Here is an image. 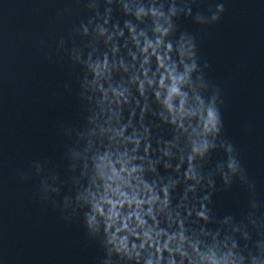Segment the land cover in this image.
Returning <instances> with one entry per match:
<instances>
[{
	"label": "water",
	"instance_id": "obj_1",
	"mask_svg": "<svg viewBox=\"0 0 264 264\" xmlns=\"http://www.w3.org/2000/svg\"><path fill=\"white\" fill-rule=\"evenodd\" d=\"M150 260L264 264V0H0V264Z\"/></svg>",
	"mask_w": 264,
	"mask_h": 264
},
{
	"label": "clouds",
	"instance_id": "obj_2",
	"mask_svg": "<svg viewBox=\"0 0 264 264\" xmlns=\"http://www.w3.org/2000/svg\"><path fill=\"white\" fill-rule=\"evenodd\" d=\"M125 7L127 8V6H125ZM219 11L220 12H223L224 11L223 4H219ZM149 12H150V14L153 17H157V16H159L161 18L164 17V13L161 12V11H159V10H157V9H155V8L150 9L149 11H145L143 8H141L136 13V17H137V19H140L143 16L149 15ZM172 14L175 15V9L172 10ZM214 19L215 20H218L219 19V16H214ZM129 30L131 32L135 33V28H132L131 26H129ZM156 30L158 32H161V34L164 35V36L168 35V31H169V29L163 28L162 26H159V25L157 26V29ZM163 44H164V41L163 40H160V39H158L156 41V44L155 45H153L151 43V41H146L145 47H144L143 51L145 53H147L148 48H153L154 54H155L156 47H158L160 45H163ZM167 48H168L169 51H171L172 50V45L170 43L167 44ZM195 49H196V45H195V43L193 41H188L187 43H181V45H180V54H181L182 57L185 56V55H187L190 58H192V57H195V55H196ZM158 60H160L161 66H163V57H158ZM145 63H147V60L145 61ZM194 67H195V64H193L191 68H189L186 65V71L187 72H191ZM168 71H169V75L171 76V78L173 80V85L168 90L169 91V94H168L167 100L165 101V104L169 108V111H174V109L172 107V103H171L172 97L175 96V95H179L180 94V90L177 87V84L179 82H183V80L185 79V77L184 76L177 77L176 75H174L172 69H169ZM145 75H146V73H145ZM140 88H141V94H143V84L142 83L140 85ZM127 92H128V89H123L121 91H117L115 94L118 95V96H120V97H124L125 98V101L127 102V95H126ZM208 116H209V119L205 123V131L206 132H209V133H214L216 135H219L220 132H221V128H222V121H221V116H220L219 110L214 109V108H210L208 110ZM149 147H150V145H149ZM208 149H209V145L207 144V142H205L203 144V146L197 147L195 149V151L198 152L201 156H203L208 151ZM229 167L233 171H235L237 169L238 165H237L236 161L233 160L232 163H230ZM133 171H142V169H133ZM186 175H189V174L186 173ZM190 178H195V173L194 172H192V175H191ZM145 188L151 194L148 201L139 200L137 197L134 196L131 199H129L128 202H129L130 205L131 204H135L138 209L139 208H142V206L145 203H148L149 204V212L147 214L148 215H152L153 214V212H152V206L155 205L156 202L160 201V197L148 185H145ZM162 191L164 192L165 199L161 203L163 204L164 207H167L168 204H169V199H168V196H169V186L166 185L162 189ZM161 210H163V209H161ZM117 215H118V213H116L115 211H113V214H112L111 219H113V221H114ZM132 215H135V217H136V219L138 221V224L141 227H143L145 225L146 221L141 218V216L139 215V212L132 213ZM200 216H201V218H206L204 216V213H200ZM130 218H131V216L129 217V219ZM94 224H95V217H89V219H88V225H89V227H92ZM110 227H111V225H110ZM125 228H127V223H125ZM118 231H119V229H118ZM145 237L148 240H151L152 239L151 232L150 231L149 232H145ZM109 242L110 243H116L115 237H113ZM116 247H117V251L118 252H120V251H127V243H126V240H121L119 242V244L116 245ZM148 264H152V261L150 260L148 262Z\"/></svg>",
	"mask_w": 264,
	"mask_h": 264
}]
</instances>
